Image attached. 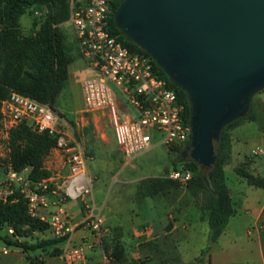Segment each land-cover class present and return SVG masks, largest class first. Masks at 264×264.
<instances>
[{"label": "built area", "instance_id": "2783aa9c", "mask_svg": "<svg viewBox=\"0 0 264 264\" xmlns=\"http://www.w3.org/2000/svg\"><path fill=\"white\" fill-rule=\"evenodd\" d=\"M113 1L69 0L68 20L79 55L95 71L94 76L81 81L84 108L106 113L114 142L126 157L148 148L155 134L168 149L184 146L190 132L189 124L183 119V105L153 68L151 55L130 49L111 32L109 13ZM111 84L130 106L131 113L118 112ZM59 118L58 111L49 102L15 90H10L1 100L0 138L7 141L9 130L22 121L37 132L46 131L55 136L51 149L64 153L67 173L60 181L52 173L31 179L27 175L28 168L16 170L6 165L0 176V201L16 190L25 200L27 213L45 222L53 237L67 238L77 225L89 228L99 237L101 217L92 201L85 151L81 145L71 144L64 137ZM167 177L185 184L190 171L172 168ZM68 199L80 205L83 218L78 223L69 220L62 206ZM7 230L12 232L10 227ZM59 254L62 264H87L82 242L62 246Z\"/></svg>", "mask_w": 264, "mask_h": 264}, {"label": "rangeland", "instance_id": "374dc122", "mask_svg": "<svg viewBox=\"0 0 264 264\" xmlns=\"http://www.w3.org/2000/svg\"><path fill=\"white\" fill-rule=\"evenodd\" d=\"M66 9V16L58 25L72 60L67 65V78L64 85L52 105L63 120L71 122L72 118L77 119L79 126L73 127L72 133L82 144L90 159L88 164L93 166L98 175V179L93 180L92 190L106 195L105 207L100 209V212L108 219L117 221L121 226L118 231H109L97 237L100 245L93 249H88L83 243L87 264H249V258L235 252L234 247L228 246V241L224 242L226 253L220 256L217 243L212 244L215 239L208 240L206 209L201 206V194L193 196L186 189L185 184L180 182L174 185L167 181L160 190L157 189V182L151 181L156 177L167 178V171L171 167L170 161L183 146L172 154L159 142L155 134L147 149L134 158H128L121 154L114 142L106 113L99 114V120L94 126L88 114L81 111V81L85 77L94 76L95 71L86 66L78 53L73 30L68 20L69 0H67ZM46 10L47 7L35 10L26 8L18 20L20 30L22 32L31 30L43 18ZM111 86L116 94L118 112L130 110V106L122 99L120 92L114 85L111 84ZM263 90L264 87L251 95L250 109L255 110L256 96ZM79 116L83 117L82 123L79 122ZM239 122H245L243 128L246 129L241 128L244 133L253 130L255 123L264 127V117L255 123L245 119ZM7 147L8 139L6 141L0 138V152H3L0 155V164L5 163L7 159L5 156ZM60 154L61 152H55L50 147L42 158V166L54 174L58 181L67 172L66 166L58 160ZM177 168L181 169L179 163ZM93 173V170H90V174L93 175ZM107 181L110 184L108 192H106ZM146 188L149 190L146 191ZM66 206L69 211L77 212L78 204L75 200L68 199ZM154 212L157 213V227L152 224ZM238 213L239 216L244 214L242 211ZM230 231V233L242 232L240 226ZM47 234V231L33 232L26 238L32 241L36 235L45 237ZM244 239H246L244 235L238 238L241 242ZM211 244L213 260L209 263L207 254ZM9 245L0 241V264H13L9 261L13 246ZM206 245L208 247L204 250ZM1 248H7L8 252L2 253ZM51 252L54 251L51 250ZM22 260L25 264H31L23 257Z\"/></svg>", "mask_w": 264, "mask_h": 264}, {"label": "water", "instance_id": "95a60500", "mask_svg": "<svg viewBox=\"0 0 264 264\" xmlns=\"http://www.w3.org/2000/svg\"><path fill=\"white\" fill-rule=\"evenodd\" d=\"M116 27L187 95V157L209 170L213 138L264 87V0H121Z\"/></svg>", "mask_w": 264, "mask_h": 264}, {"label": "trees", "instance_id": "16d2710c", "mask_svg": "<svg viewBox=\"0 0 264 264\" xmlns=\"http://www.w3.org/2000/svg\"><path fill=\"white\" fill-rule=\"evenodd\" d=\"M120 1L114 0L111 3L109 13L111 32L130 49L147 53L116 27L113 12ZM66 5L67 0H0V102L10 90H15L52 104L64 85L67 78V65L72 60L58 25L66 16ZM28 7L32 10L47 7V10L36 26L28 32H22L18 20ZM153 68L175 91L183 105L184 122L188 123L189 105L186 92L175 84L154 61ZM253 118L254 113L249 107L244 114L235 117L220 128L213 138L214 160L209 170H205L195 160L187 157L189 139L172 159L173 168H177L179 163L181 169L190 171V177L185 183L186 189L193 196L201 194V206L206 209L209 241L216 239L234 211L223 170L230 152L228 129L243 119ZM54 142L55 136L49 135L46 131L37 132L28 122L22 121L9 130L5 161H8L16 170L28 168L27 175L31 179L47 176L50 172L42 166V158ZM170 149L176 151L180 149V146H172ZM238 171L249 184L264 188V176L253 175L243 169ZM151 181L157 182V189L160 190L167 181L174 185L178 183L177 180L169 177H156ZM9 227L12 232H8ZM45 231L48 232L47 224L27 213L25 200L18 191H13L5 200L0 201V241L21 248H36L50 246L60 240L49 233L45 237L36 235L32 241L26 238L33 232ZM207 247L206 245L204 250ZM57 249L55 246L51 248L54 253Z\"/></svg>", "mask_w": 264, "mask_h": 264}, {"label": "crops", "instance_id": "0c3cea01", "mask_svg": "<svg viewBox=\"0 0 264 264\" xmlns=\"http://www.w3.org/2000/svg\"><path fill=\"white\" fill-rule=\"evenodd\" d=\"M75 38V37H74ZM76 41V40H75ZM79 53V52H78ZM83 61V60H82ZM87 66V65H86ZM81 90V88H80ZM81 104L82 112H86L88 117H90L91 123L95 126L97 121L99 120V114H104L101 111H86L83 104L82 98V90H81ZM254 113L253 119H245L246 121L257 122L259 119L264 117V90L259 92L256 96L255 100V110H252ZM131 113V109L120 113L121 115H125ZM82 116H79V122L82 123ZM59 125L63 130L64 137L69 141V143H78L82 146V144L75 139L73 135V127H78L79 123L76 118H72L71 122H67L66 119L60 115ZM245 122H239L231 126L229 131L230 136V152L228 156L227 163L224 165V177L225 182L228 187L229 195L231 197L232 205L234 208L233 213L228 217L227 222L221 233L217 236L213 243H217L219 247V255H224L226 253V244L224 242L228 241V246L231 245L236 250L235 252L241 253L247 258H249V264H264V188L249 184L246 178L239 173V169L246 170L253 175L264 176V146H263V129L262 125L255 123V128L247 133H244L243 128ZM242 128V129H241ZM113 136V135H112ZM151 145V144H150ZM8 148V147H7ZM83 148V146H82ZM257 148H260V151H256ZM147 149V148H146ZM119 150V149H118ZM167 151L175 154L173 149L166 148ZM55 152H60L58 150H53ZM120 151V150H119ZM144 151V150H143ZM8 152V151H7ZM121 152V151H120ZM142 152V151H141ZM139 152V153H141ZM135 154L132 157L134 158ZM3 154V152H2ZM122 154V153H121ZM87 172L91 179V185L93 188V180L98 179L97 171L93 169V166L88 164L87 154ZM123 155V154H122ZM5 156L7 154L5 153ZM62 161V165H65L64 162V153L61 152L59 155ZM175 156V155H174ZM172 164V159H171ZM6 165H10L8 161L0 164V176L3 174L4 168ZM171 167L168 169H172ZM67 171V166L65 167ZM90 170H93V175L90 174ZM167 171V172H168ZM67 173V172H66ZM104 182V181H103ZM106 192H108L109 182H106ZM92 201L95 207L99 210L101 222V234H105L109 231L114 232L113 230H119L120 224L117 221H113L105 217L100 209L105 207L104 201L106 195L101 194L100 192L95 193L93 190ZM102 196V197H101ZM49 197H54V195L49 194ZM105 197V198H104ZM102 199V201H100ZM76 201V200H75ZM67 200H65L62 204L65 212L68 214V218L73 223H78L83 218V213L80 209L79 203L78 209L76 213L69 211L66 206ZM154 208L155 206L152 205ZM239 211H242L244 214L239 216ZM157 213L154 212V217H152V224L157 227ZM241 227L242 232L238 233H230V230H234L237 227ZM48 233L51 234L48 229ZM240 233V234H239ZM240 235H244L246 239L244 241H239L238 238ZM85 243L88 249H93L100 245V242L97 239V236L94 231L90 230L87 227H83L82 225H77L70 232L67 238H60V240L54 242L52 245L44 246V247H36V248H21L19 246H15L10 244L9 246H13V250L10 251L9 261L13 264H25L22 262V257L27 259L31 264H62V260L60 258V249L62 246L66 244H74V243ZM212 244L209 246V253L207 254V260L209 263L212 262L213 254L210 249H212ZM52 246H55L59 250L56 253H52L50 250ZM101 247V246H100ZM5 249L8 252L7 248ZM102 250V248H101ZM2 252V253H6ZM87 263V256H86Z\"/></svg>", "mask_w": 264, "mask_h": 264}]
</instances>
